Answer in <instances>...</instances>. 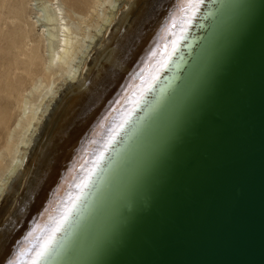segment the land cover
I'll use <instances>...</instances> for the list:
<instances>
[{
    "label": "bare ground",
    "instance_id": "bare-ground-1",
    "mask_svg": "<svg viewBox=\"0 0 264 264\" xmlns=\"http://www.w3.org/2000/svg\"><path fill=\"white\" fill-rule=\"evenodd\" d=\"M62 1L68 9L52 0L30 8L33 20L19 0H0L7 25L0 47V158L4 149L10 154L0 177V264L70 260L72 238L128 170L122 167L136 156L153 118L147 117L219 3ZM82 2L87 10L80 16ZM85 18L93 23L81 33L76 25ZM96 37L76 62L82 41ZM60 81L65 87L52 98ZM33 90H40L34 102L26 94Z\"/></svg>",
    "mask_w": 264,
    "mask_h": 264
},
{
    "label": "water",
    "instance_id": "water-1",
    "mask_svg": "<svg viewBox=\"0 0 264 264\" xmlns=\"http://www.w3.org/2000/svg\"><path fill=\"white\" fill-rule=\"evenodd\" d=\"M218 2L62 264H264V0Z\"/></svg>",
    "mask_w": 264,
    "mask_h": 264
},
{
    "label": "rangeland",
    "instance_id": "rangeland-1",
    "mask_svg": "<svg viewBox=\"0 0 264 264\" xmlns=\"http://www.w3.org/2000/svg\"><path fill=\"white\" fill-rule=\"evenodd\" d=\"M44 1H48V0H19V2L20 3H22V5H23V7L26 9V13H27V15L28 16H30L33 20H34V17H35V12H33L30 8H35V7H38L39 5H40V3L41 2H44ZM50 1V0H49ZM86 1H88V0H86ZM52 2L53 3H56V4H59L60 5V7L61 8H63V9H68L69 8V3H64L62 0H52ZM72 3V2H71ZM118 1L116 2V5H118ZM31 4H33V5H31ZM55 4V5H56ZM84 4L86 5L87 3H85V2H82V3H80V6L82 7L81 9H80V12H79V15L81 16V14L82 13H85V10H87L86 8H85V6H84ZM107 6V5H106ZM2 9H0V47H3L4 45H5V42H6V40H5V32L7 31V25L6 24H3V19H4V15H5V8H4V6L2 5V6H0ZM108 7V8H107ZM107 7H105L104 8V10H105V12L107 11V10H109L110 9V7L109 6H107ZM118 7V6H117ZM84 8V9H83ZM65 9V10H66ZM115 6H114V8H113V11H115ZM84 10V11H83ZM1 11H2V13H1ZM81 11H82V13H81ZM83 15V14H82ZM90 20H92L91 18H90ZM89 19H86L85 18V22H82V23H80V24H78L77 23V25H76V28L78 29V31L79 32H81L82 33V31L83 30H86V28L85 27H87V24H88V22H92L93 23V21H90ZM2 22V23H1ZM86 23V24H85ZM2 24V25H1ZM82 25V26H81ZM86 25V26H85ZM1 26L2 27H4V28H1ZM85 26V27H84ZM83 28H85V29H83ZM2 31V32H1ZM102 32L103 31H101V33H99L98 35H100V36H98L99 38H101L102 37ZM31 33V39H36V33H37V31L35 30V31H31L30 32ZM4 39V40H3ZM96 39H97V37L95 38V40H90V42H86L87 40H85V41H82V48H83V50L82 51H80L79 53H78V55H77V57L79 58H77L78 59V61H76V62H79L80 61V58H81V54H83L84 53V51H86V46L87 45H89V46H95V41H96ZM86 42V43H85ZM90 43H92V44H90ZM94 44V45H93ZM79 55H80V57H79ZM36 78H38V77H36ZM39 79V78H38ZM36 81V83H33V84H37L38 82H37V79H35ZM64 82V81H63ZM62 81H60V82H57V83H59V84H62L63 83ZM65 83V82H64ZM59 84H56V86L54 87V90L56 89V90H58V92L57 91H55L54 92V90H53V94L51 95V97L53 96V97H55V95H56V97L55 98H57L59 95V93H60V90H63V88L65 87V84H62V85H59ZM28 85H30L31 86V83H29ZM64 86V87H63ZM28 87V86H27ZM62 87V88H61ZM29 88L30 87H28V90H29ZM59 88H61L60 90H59ZM34 91V92H33ZM30 94H29V91L28 92H26V94L28 95V96H30L29 98H31V99H29V100H31L32 102H34L33 100H35L38 96V93H40V90L38 91H36V90H33ZM38 92V93H37ZM56 93V94H55ZM32 95V96H31ZM35 95H36V97H35ZM52 97V98H53ZM34 98V99H33ZM54 98V99H55ZM54 99L51 101V103L54 101ZM49 101H47V104H50V103H48ZM49 107H51V105L49 106ZM18 115V114H17ZM16 115V113L13 115L14 117L15 116H17ZM13 117V119H12V121H14L16 118H14ZM17 120V119H16ZM15 120V121H16ZM14 125V123L12 122V129H13V126ZM18 129V128H17ZM18 131V130H17ZM16 131L14 130V131H12V133H15ZM8 154H9V150H2V152H1V158H0V177H1V173H2V171L4 170L3 168H5L7 165L6 164H8L9 162H8V160L10 161V158L8 157ZM9 156H10V154H9ZM5 166V167H4ZM9 181H10V179H9ZM9 183V182H8ZM8 185V184H7Z\"/></svg>",
    "mask_w": 264,
    "mask_h": 264
}]
</instances>
